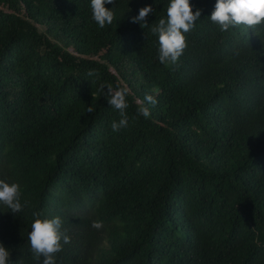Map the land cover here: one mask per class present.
<instances>
[{
  "label": "trees",
  "instance_id": "16d2710c",
  "mask_svg": "<svg viewBox=\"0 0 264 264\" xmlns=\"http://www.w3.org/2000/svg\"><path fill=\"white\" fill-rule=\"evenodd\" d=\"M168 2L116 0L101 29L91 0H0V179L25 205H0L12 264H37L33 212L71 238L57 264H264V23L221 31L216 0H190L201 17L165 66ZM107 84L129 88L119 132Z\"/></svg>",
  "mask_w": 264,
  "mask_h": 264
},
{
  "label": "clouds",
  "instance_id": "9594fccd",
  "mask_svg": "<svg viewBox=\"0 0 264 264\" xmlns=\"http://www.w3.org/2000/svg\"><path fill=\"white\" fill-rule=\"evenodd\" d=\"M116 0H91V19L103 29L111 25L114 20V10L106 7L108 4L115 5ZM190 0H169L166 17L160 18L152 27V32L158 36L159 48L158 59L165 66L178 65L180 57L187 48L186 34L196 26L200 19L202 9L193 11ZM153 8L149 4L139 9L138 15L131 18V22L139 23L142 28L148 26L147 17L152 14ZM212 23L219 25L221 31H227L230 27L246 26L254 29L264 23V0H216L214 10L210 15ZM174 70V69H173ZM95 75L93 70L88 76ZM105 90L110 107L119 113V119L113 120L111 128L113 132H119L128 124L127 97L129 88L126 85L117 84L114 88L111 84L102 85ZM158 103L155 95L145 93L143 102H138L137 115L145 118L150 116L147 105L155 106ZM93 111L92 107L88 112ZM22 192L18 182L0 179V205L14 214L21 212L24 204L21 202ZM92 226L99 228L100 221H93ZM31 245L33 258L40 264H57L56 254L63 250V244L70 243V236L66 230H62V220L59 216L45 217L40 212H33L31 231L27 237ZM12 251L3 241H0V264H12Z\"/></svg>",
  "mask_w": 264,
  "mask_h": 264
}]
</instances>
